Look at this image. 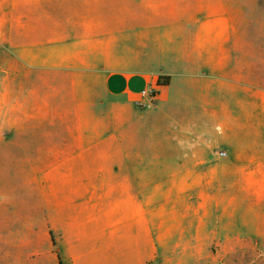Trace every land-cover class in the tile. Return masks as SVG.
Returning <instances> with one entry per match:
<instances>
[{
  "label": "crops",
  "instance_id": "1",
  "mask_svg": "<svg viewBox=\"0 0 264 264\" xmlns=\"http://www.w3.org/2000/svg\"><path fill=\"white\" fill-rule=\"evenodd\" d=\"M198 10L213 14L191 20L189 0H0L5 26L22 30L7 46L23 67L26 118L44 126L22 156L39 189L53 190L55 216L118 221L145 202L153 216H188L181 206L205 204L227 175L233 215L262 205L264 216V128L255 135L253 103L240 102L237 117L234 102L225 156L213 127L209 141L195 128L216 126L207 110L220 112L223 86L252 92L247 53L227 65L200 47L225 29L236 40L248 22L220 5ZM144 171L153 172L149 196Z\"/></svg>",
  "mask_w": 264,
  "mask_h": 264
},
{
  "label": "rangeland",
  "instance_id": "2",
  "mask_svg": "<svg viewBox=\"0 0 264 264\" xmlns=\"http://www.w3.org/2000/svg\"><path fill=\"white\" fill-rule=\"evenodd\" d=\"M189 4L191 20L197 15L212 16L213 10L202 12L199 7L220 5L227 8V16L237 11L248 22L247 28H239L236 40L234 30L225 29L218 44L200 46L203 52H221L227 65L235 62L234 54L247 53L252 65V92L223 86L220 112L207 110V116L218 120L216 126H195L207 141L213 127L214 151L228 153L235 101L237 117L241 116L240 102L253 103L248 111H253L255 135L261 136L264 128V0H189ZM5 25V14H0V264H264L262 205L253 214L239 205V214L234 216L228 175L222 189L207 191L205 204L181 206L188 216H153V203L146 202L140 215L136 211V216L118 221L107 216L93 220L55 216L53 190L39 189L36 168L25 164L29 158L22 156L44 126L28 123L27 100L23 109V67L7 46L9 39L16 46L22 30ZM142 164L153 166V157L143 158ZM142 176L146 182L143 195L149 196L153 172L144 171Z\"/></svg>",
  "mask_w": 264,
  "mask_h": 264
},
{
  "label": "built area",
  "instance_id": "3",
  "mask_svg": "<svg viewBox=\"0 0 264 264\" xmlns=\"http://www.w3.org/2000/svg\"><path fill=\"white\" fill-rule=\"evenodd\" d=\"M145 91H143V93H144ZM220 156H225V152L224 151H220L219 153H218Z\"/></svg>",
  "mask_w": 264,
  "mask_h": 264
}]
</instances>
